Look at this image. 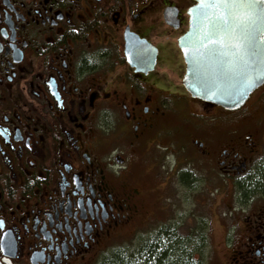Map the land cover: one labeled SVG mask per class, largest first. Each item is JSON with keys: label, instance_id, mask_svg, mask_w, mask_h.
Here are the masks:
<instances>
[{"label": "flooded vegetation", "instance_id": "obj_1", "mask_svg": "<svg viewBox=\"0 0 264 264\" xmlns=\"http://www.w3.org/2000/svg\"><path fill=\"white\" fill-rule=\"evenodd\" d=\"M195 4L0 0V264H116L107 242L151 190L137 167L171 150L180 100L223 109L182 83ZM250 138L192 141L227 200L221 249L199 264H264V133Z\"/></svg>", "mask_w": 264, "mask_h": 264}, {"label": "rangeland", "instance_id": "obj_2", "mask_svg": "<svg viewBox=\"0 0 264 264\" xmlns=\"http://www.w3.org/2000/svg\"><path fill=\"white\" fill-rule=\"evenodd\" d=\"M157 67L170 74L171 67L167 64L158 62ZM249 98L241 109L233 113L215 106H210L208 112H204L193 101L180 100L176 110L178 116L173 119L176 124L173 135H164L160 140L162 144H170L171 150L153 151L142 159V166L137 167L142 177V181L137 182L138 188L151 190L134 201L136 211L131 223L117 228L114 237L107 242L109 250L124 249L129 252L158 233L163 235L162 244L168 245L169 241L164 236L167 231L162 229L168 226L173 227V234L176 238L181 237V241L187 239L188 242L190 239L188 247L192 246L196 231H206L203 253L194 256L202 261L215 259L221 249L224 232L220 211L224 210L222 202L227 200L212 196L209 194L212 189L203 187L201 182L204 178H207V187H210L212 180L203 169L202 156L195 149L198 145L192 141L216 143L214 141L226 139L230 134L261 137L264 133V86ZM204 113L206 116H203ZM252 138L247 141L248 145H251ZM155 153L159 155L157 161ZM147 170L150 173H146ZM188 173L190 179L186 177ZM198 221L205 227L197 225L195 229ZM178 243L181 242L176 240L175 244ZM98 259L87 258L84 264H96Z\"/></svg>", "mask_w": 264, "mask_h": 264}, {"label": "water", "instance_id": "obj_3", "mask_svg": "<svg viewBox=\"0 0 264 264\" xmlns=\"http://www.w3.org/2000/svg\"><path fill=\"white\" fill-rule=\"evenodd\" d=\"M195 1L196 4L188 10L189 28L178 41L186 64L182 83L192 97L214 103L225 110H237L255 90L264 85V4L255 0L259 15L254 21L251 39L257 55L249 65L232 49L217 48L215 53H210L203 46V10L198 7L200 0ZM154 65L153 55L146 62V72L152 70Z\"/></svg>", "mask_w": 264, "mask_h": 264}, {"label": "snow or ice", "instance_id": "obj_4", "mask_svg": "<svg viewBox=\"0 0 264 264\" xmlns=\"http://www.w3.org/2000/svg\"><path fill=\"white\" fill-rule=\"evenodd\" d=\"M259 2L264 4V0ZM198 7L203 10V46L210 53H215L217 48L232 49L251 65L257 55L251 39L253 24L259 15L255 0H200Z\"/></svg>", "mask_w": 264, "mask_h": 264}, {"label": "trees", "instance_id": "obj_5", "mask_svg": "<svg viewBox=\"0 0 264 264\" xmlns=\"http://www.w3.org/2000/svg\"><path fill=\"white\" fill-rule=\"evenodd\" d=\"M199 222H196V225H194L195 229L198 226L205 227L203 223L200 224ZM162 229L167 231L164 236L169 241L168 245L162 244L161 239L163 235L158 233L153 236V239L143 240L138 247L129 252L124 249H116L112 260L116 264H199L202 261V259H193V256L203 253L206 231H196L192 237V246L188 247L190 239L187 242V239H182L181 241V237L176 238L172 232L174 230L173 227L165 226ZM176 240L181 243H178L179 245L175 244Z\"/></svg>", "mask_w": 264, "mask_h": 264}]
</instances>
